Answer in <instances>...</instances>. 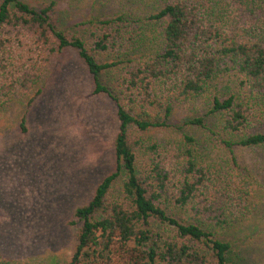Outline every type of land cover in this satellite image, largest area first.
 I'll list each match as a JSON object with an SVG mask.
<instances>
[{
    "label": "trees",
    "instance_id": "trees-1",
    "mask_svg": "<svg viewBox=\"0 0 264 264\" xmlns=\"http://www.w3.org/2000/svg\"><path fill=\"white\" fill-rule=\"evenodd\" d=\"M156 2L144 19H83L84 38L58 28L56 0H0L5 102L30 93L39 69L72 47L93 92L116 105L115 168L73 210L71 224L80 225L65 264H264V161L243 157L264 149V0ZM226 73L241 77L238 87L211 92ZM197 101L205 114L172 121L177 105ZM185 125L217 136L222 158H198L185 132L172 146L142 140L150 128Z\"/></svg>",
    "mask_w": 264,
    "mask_h": 264
},
{
    "label": "rangeland",
    "instance_id": "rangeland-1",
    "mask_svg": "<svg viewBox=\"0 0 264 264\" xmlns=\"http://www.w3.org/2000/svg\"><path fill=\"white\" fill-rule=\"evenodd\" d=\"M26 1L38 7L45 0ZM56 1L58 28L68 36L84 38L87 31L79 24L83 19L117 12L144 19L158 3ZM15 51L21 65L22 53ZM39 71L40 78L30 93L6 102L0 96V258L9 264H65L75 248L74 231L80 225L71 224L73 210L85 204L97 184L115 168L116 105L106 94L93 92L92 77L75 49L67 47L54 54ZM237 79L241 77L226 73L212 82L210 91L236 89ZM201 114H205V103L197 101L177 105L171 119L181 124ZM212 118L206 117L210 126ZM180 132L195 138L191 146L198 158H222L217 136L194 125L150 128L142 140L172 146L179 141ZM243 157L255 166L264 161V149L247 151ZM259 194L264 200V183ZM176 215L188 217L181 211ZM207 264H216L215 259Z\"/></svg>",
    "mask_w": 264,
    "mask_h": 264
}]
</instances>
